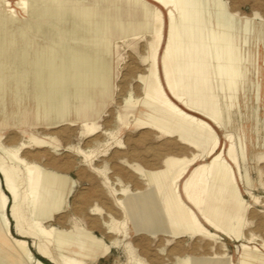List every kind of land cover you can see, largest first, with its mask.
Returning <instances> with one entry per match:
<instances>
[{"label": "bare ground", "instance_id": "6f19581e", "mask_svg": "<svg viewBox=\"0 0 264 264\" xmlns=\"http://www.w3.org/2000/svg\"><path fill=\"white\" fill-rule=\"evenodd\" d=\"M192 1L17 0V8L27 14V18L23 19L25 27H21L17 26L20 20L17 18L16 8L12 6L11 1L0 0V113L6 122L9 121L7 117L12 115L7 111L6 103L9 102L16 108L24 106L26 96L30 95L31 91L32 105L36 110L35 120L38 123L54 125L62 121H70L72 124L79 122L86 132L97 133L98 126L95 120L105 109L104 102L99 106L97 100L104 98V95L111 89L113 61L107 53V42L116 37L119 27L118 11L120 9L126 11L130 17L133 42L147 39V44L142 48L139 58L141 63L136 61L132 65L137 95L135 97L130 94L126 95L131 89L127 87L128 85L127 88L122 85L124 90L122 89L123 92L119 93L121 97L119 102L131 112L136 105L138 107L142 105V107L136 115L118 112L113 116L111 127L118 126L119 133L131 127L139 130L149 128L152 132L166 137H172L175 129L181 128L186 132L197 130L199 136L207 133L210 138L207 142L209 145L205 153V161L202 160L204 162L197 163L194 158L168 157L164 161L165 169L141 173L150 186V190L127 197L125 203L132 212L143 205L147 214L150 213L152 219L155 217L152 221L148 219L145 225L150 233L160 230L172 232V229H180V226L196 227L200 233L210 238L216 239L220 238V235H226L236 240L238 235L226 231L208 213L212 184L227 179L233 184L234 193L246 205H249L240 193L236 175L237 169L238 177H243L234 146L235 139L231 133L226 131L224 135L229 146L222 147L215 129L220 128L221 130L223 128L221 123L214 116H209L188 102L183 81L188 71L182 67L184 44L181 30L187 32L189 37L194 36L195 29L191 25L193 23L189 8ZM179 3H183L184 8L177 19L176 12L179 11ZM46 16L53 20L61 19V22L64 17L70 16L71 21L65 24L63 22L62 26H53L54 28H45L47 26L41 22L31 23L29 21ZM229 16L236 17L232 14ZM166 18L169 23L167 39L165 37ZM210 20L208 17L205 23L206 39L209 40L211 37L212 49L217 56L225 52L224 55L230 59L232 57L229 56L230 41L235 30L233 32L222 30L221 20L217 21L218 23H215L213 19L211 22ZM79 23L82 25L89 23L102 42L89 45L82 42V36H74V30ZM30 33L32 36H40L43 41H38L39 43L36 41V45L32 42V37L27 36ZM199 33L203 35L202 29ZM102 43H105L106 49ZM191 45L195 50L196 45ZM246 58L248 62L246 72L240 74L233 62L227 63L228 60L224 66L217 62L212 68L211 73L223 77L222 87H226L228 91L224 96L227 110L234 100L238 99L237 87L233 85L236 78L238 75H246L249 72L250 63L255 66L256 60L250 52ZM125 78H127L126 75ZM128 80V82L131 81V79ZM79 98L82 103L76 101ZM26 136L20 143L9 146L1 141L2 135L0 134V248L3 251V260H0V264L8 262L10 264H49L34 255L25 238L26 234L33 236V247L40 249L44 244L51 247L52 252L49 256L55 264H83L82 261L67 254L70 249L76 247L74 242L78 241V237L82 239V246L77 255L93 260L101 248V240L83 228H77L78 234L73 235L74 232H63L55 228H47L42 224L43 220L51 219L55 212L65 208L70 186L74 182L70 177L43 171L37 163L19 154L21 148L32 146L59 148L56 139L51 136L41 138L30 133ZM181 139L194 148L203 144H192V142ZM155 163L159 164L157 161ZM17 171L21 173L20 177H14L13 173ZM182 179L185 181L181 195L179 183ZM163 181L171 189V195L165 200V205L169 209L173 208L172 217L177 223L175 226L163 225L158 220V215L154 214V193L161 187ZM150 191H152L151 194ZM250 195L253 194L250 193ZM23 203L29 209L26 218L20 213ZM122 205L125 207L124 203ZM10 206L19 236L11 232L8 216ZM90 211L91 214H99L102 209L96 205ZM160 213L164 215V210L160 209ZM135 215L138 216L137 213ZM259 246L264 249V243ZM260 247V251L263 252ZM223 257V255H216L211 258H191L183 261L185 264H232L229 258L224 260ZM129 262L141 264V261L131 254H129ZM244 263L264 264V257L249 253Z\"/></svg>", "mask_w": 264, "mask_h": 264}, {"label": "rangeland", "instance_id": "374dc122", "mask_svg": "<svg viewBox=\"0 0 264 264\" xmlns=\"http://www.w3.org/2000/svg\"><path fill=\"white\" fill-rule=\"evenodd\" d=\"M10 1L16 8L17 18L21 22H17V26L25 27L23 19L27 18V14L17 8V0ZM183 8V3H179L177 19ZM189 8L193 23L191 25L195 29L194 36L189 37L187 32L181 30L184 44L182 67L188 71L183 78L186 97L194 107L209 116H214L221 123L223 128L215 129L222 147L229 146L224 135L226 131L235 139L234 146L243 176L238 177L236 169L239 189L242 197L249 204L246 205L234 193L233 184L227 179L212 184L208 213L226 231L238 235L236 240L226 235H220L221 237L216 239L210 238L200 233L196 227L180 226V229H172V232L160 230L158 234H156L158 231L139 232L130 221L129 206L125 203L127 197L150 190L141 173L163 169L164 161L170 156L196 160V155H200V147L194 148L183 142L181 138L192 143L204 144L209 142L210 135L203 133L199 136L197 130L186 132L178 128L175 129L172 137H166L152 132L149 128L139 130L131 127L119 133L118 126L111 127L113 116L118 112L136 115L142 107L136 105L131 112L119 102L120 94L124 90L122 85L125 87L128 85L127 87L131 89L126 95L130 94L133 97L137 95L132 65L136 61L141 63L139 58L142 48L147 44V39L133 42L130 17L126 11L121 9L118 11L119 27L116 37L107 39L109 42L106 41L107 53L113 61L111 89L102 98L104 101L97 100L99 106L103 104L102 102L105 104L104 111L95 120L98 126L97 133L86 132L79 122L72 124L70 121H62L54 125L38 123L35 120L36 110L32 105L29 88L30 95L26 96L24 106L16 108L9 102L6 103L7 111L12 115L7 117L9 121L6 122L0 113L1 141L6 145L20 143L29 133L41 138L51 136L58 141L59 148L32 146L21 148L19 154L37 163L43 171L70 177L74 182L70 186L65 208L55 212L51 219L43 220L42 224L47 228L74 232L73 235L78 234L77 228H83L101 240V248L93 260L77 255L82 246L80 237L74 242L76 247L70 249L67 254L82 261L83 264H131L129 254L139 259L141 264H185L183 261L185 259L211 258L216 255H223L224 260L229 258L232 264H245L244 260L249 253L264 257V249L259 246L264 243V0H193ZM230 14L236 17L233 18L229 16ZM208 17L211 19L210 22L212 19L215 23L221 20L222 27L218 26L222 30L231 32L235 30L230 41V54L228 53L232 56L230 59L224 55L225 52L217 56L212 49L211 37L209 40L206 39L205 23ZM49 18L46 16L29 21L41 22L47 26L45 28L62 26L63 22L65 24L71 21L70 16L64 17L62 22L61 19ZM201 29L203 35L199 33ZM94 32L96 31H93L89 23L83 25L79 23L74 30V36H82L83 41H81L89 45L102 42ZM168 34L169 23L166 18V39ZM27 36L32 37L33 43L43 41V38L32 36L31 33ZM191 44L196 45L195 50L192 49ZM102 45L105 47V43ZM249 52L256 60L255 66L250 63L249 72L236 78L233 85L237 87L238 99L234 100L227 110L224 96L228 91L226 87H222L223 77L211 73L212 68L217 62L224 66L228 60L227 63L233 62L239 74L243 73L248 66L246 57ZM125 75L131 79L130 82ZM76 101L82 103L80 98ZM108 127L110 130L107 129ZM200 159L197 163L205 161H202L203 157ZM156 161L159 164L155 163ZM13 175L20 177L21 173L17 171ZM184 181L185 179H182L179 183L181 195ZM20 187L22 188V185ZM250 193L253 195L251 196ZM96 205L102 209V212L91 214L90 209ZM10 208L11 206L8 208V216L11 232L19 236ZM20 213L22 217H28L29 209L25 203ZM164 220L163 218L161 221L163 225L167 224ZM25 238L37 258L45 260L46 262L42 260L45 263L55 264L49 256L52 252L49 245L44 244L42 248L37 249L32 245L33 236L26 234ZM2 253L0 248V260H3Z\"/></svg>", "mask_w": 264, "mask_h": 264}, {"label": "crops", "instance_id": "0c3cea01", "mask_svg": "<svg viewBox=\"0 0 264 264\" xmlns=\"http://www.w3.org/2000/svg\"><path fill=\"white\" fill-rule=\"evenodd\" d=\"M208 145L209 144L206 142V143L198 146V148L200 147L199 148L200 155H198V156L196 155V161H198L200 159V157H203L202 160H204ZM200 161H201V159H200ZM163 169H165L164 163H163ZM163 169H161V170H163ZM161 170H158V171H161ZM153 172H156V171H153ZM169 195H171V189H169L168 186L166 185V182L163 181L161 187L159 189H157V192L154 193L155 206L153 209H154V214L156 213L158 215L157 216L158 220L162 221L163 218H165L168 225L175 226V225H177V223L174 221V219L172 217L173 208L169 209L165 205V200L168 198ZM160 209L164 210V215L160 213ZM207 209H208V207H207ZM129 210H130V207H129ZM136 213L138 214L137 217L135 215ZM130 214H131L130 221H131L132 225H134L136 228H138L139 232L140 231L148 232L145 228L147 220L148 219L151 221L153 219L155 220V217L153 219L151 218L150 213L147 214V211H146L145 207H143V205H140L139 208L134 210V212H132L130 210ZM137 224L139 225L138 227H137ZM159 232L160 231H158L156 234H158Z\"/></svg>", "mask_w": 264, "mask_h": 264}, {"label": "trees", "instance_id": "16d2710c", "mask_svg": "<svg viewBox=\"0 0 264 264\" xmlns=\"http://www.w3.org/2000/svg\"><path fill=\"white\" fill-rule=\"evenodd\" d=\"M43 260V259H42ZM43 261H45V260H43ZM46 262V261H45Z\"/></svg>", "mask_w": 264, "mask_h": 264}]
</instances>
